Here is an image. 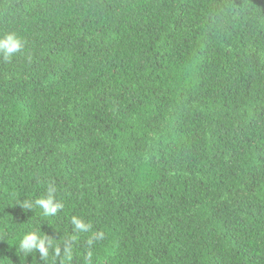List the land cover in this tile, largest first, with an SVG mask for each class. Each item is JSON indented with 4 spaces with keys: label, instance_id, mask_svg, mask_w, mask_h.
<instances>
[{
    "label": "trees",
    "instance_id": "1",
    "mask_svg": "<svg viewBox=\"0 0 264 264\" xmlns=\"http://www.w3.org/2000/svg\"><path fill=\"white\" fill-rule=\"evenodd\" d=\"M9 31L0 264L73 215L56 264H264V0H0ZM49 183L63 208L25 212Z\"/></svg>",
    "mask_w": 264,
    "mask_h": 264
},
{
    "label": "clouds",
    "instance_id": "2",
    "mask_svg": "<svg viewBox=\"0 0 264 264\" xmlns=\"http://www.w3.org/2000/svg\"><path fill=\"white\" fill-rule=\"evenodd\" d=\"M24 46V41L14 31L0 35V57L6 62L15 57L17 53L22 52ZM56 192V186L49 183L46 196L35 199L34 202L23 201L20 206L25 212L38 207L43 210V216H55L63 208V203L56 199ZM71 224L73 234L62 238L61 242H57L49 234H41L40 230L28 231L19 240L20 249L28 255L33 252L38 253L39 258L45 264H56V258L60 256L66 260L72 254L73 241L78 238V234L88 233L92 227L90 223L75 215L71 217ZM87 243L91 246L93 239H89ZM91 257L92 253L89 251L85 257L88 264H91Z\"/></svg>",
    "mask_w": 264,
    "mask_h": 264
}]
</instances>
